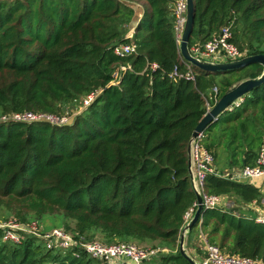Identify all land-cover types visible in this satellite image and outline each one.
<instances>
[{
	"label": "trees",
	"instance_id": "16d2710c",
	"mask_svg": "<svg viewBox=\"0 0 264 264\" xmlns=\"http://www.w3.org/2000/svg\"><path fill=\"white\" fill-rule=\"evenodd\" d=\"M135 1L145 2L138 23ZM176 2L0 0V119L71 117V108L81 109L64 125L0 120V217L15 215L26 224L35 218L39 225L56 217L66 231L89 241L170 250L151 264H190L178 248L185 214L197 200L190 140L208 105L235 83L259 77L263 67L212 73L192 66L195 81L171 78L175 67L187 70ZM194 5L190 49L231 26L242 52L264 55V0ZM123 44H134L135 51L116 55L114 48ZM201 145L217 170L254 166L264 145V84L210 124ZM204 190L233 198L235 208L263 198L252 183L218 175L207 176ZM200 221L187 235L188 246L201 229L223 253L264 263V225L232 208L205 210ZM2 236L0 264H108L47 249L34 235L19 244Z\"/></svg>",
	"mask_w": 264,
	"mask_h": 264
},
{
	"label": "built area",
	"instance_id": "2783aa9c",
	"mask_svg": "<svg viewBox=\"0 0 264 264\" xmlns=\"http://www.w3.org/2000/svg\"><path fill=\"white\" fill-rule=\"evenodd\" d=\"M186 14V0H177L175 5V17L179 43L185 28ZM133 35L134 30H130L127 37L132 38ZM135 48L136 46L134 44L118 45L114 48V53L120 57H126L131 55L135 51ZM190 51L193 56L201 60L215 63L238 61L247 56L245 52H242L238 46L233 43L231 26L223 27L219 33L212 37V39L204 44L194 45ZM191 67L190 64H187V70L185 72H179L178 68L175 67L170 74V77L195 81L196 75ZM153 68H157V65L154 64ZM123 70L126 71L127 68L124 67ZM215 91L217 90L215 89ZM92 99L93 96H90L85 100L84 105H89ZM242 101L243 98L235 102L229 107L228 111H232L239 107ZM212 107L213 106L208 105V111ZM11 119L19 122L47 121L53 125H64L68 123L65 117L33 113L15 114L11 118L3 117L0 120L7 121ZM202 139L203 134H200L196 139L192 137L189 144V162L191 163L189 167L191 170L190 176L193 188L195 192L202 197L204 210H226L228 206L223 202L221 196L210 195L205 192L204 186L207 176L218 175L232 181L245 183H249L256 179H264V145L260 149L258 159L254 166H246L241 169H236L231 173L227 172L222 174L214 167L215 160L213 155L202 147ZM197 208L198 202L196 200L193 206L185 214V223L181 235L187 233V226L193 219ZM254 220L257 224L264 225V213L256 216ZM0 232L3 235V242L19 244L25 235H34L44 241L47 249L71 250L73 256L76 258L85 254L88 257L108 264H151L161 253L170 252V250L166 248L161 249L139 246L131 242L107 244L98 240L89 241L78 233H72L62 229L52 232L39 231L36 226L24 224L15 219H11V221L9 220L8 222L0 220ZM201 237H203L202 250L205 255L198 264H264L263 262L252 258L225 254L217 245L210 244L206 237Z\"/></svg>",
	"mask_w": 264,
	"mask_h": 264
},
{
	"label": "water",
	"instance_id": "95a60500",
	"mask_svg": "<svg viewBox=\"0 0 264 264\" xmlns=\"http://www.w3.org/2000/svg\"><path fill=\"white\" fill-rule=\"evenodd\" d=\"M187 2V14L185 28L180 41V54L185 63L198 68L205 72L212 73H226L234 72L247 68L253 64H258L263 67L262 74L257 78H247L235 83L229 90L215 103V105L207 112L202 121L196 127L193 138L196 139L200 134H203L208 126L214 123L217 118L228 111L229 107L235 102L242 99L247 94L251 93L257 87L264 84V55H252L238 61L215 63L210 61L201 60L192 55L189 48V41L194 27L195 20V5L194 0H186ZM191 163L189 162V166ZM191 174V170L189 167ZM198 208L195 212L193 219L187 226V233L189 234L196 225L199 224L202 213L205 211L203 207L202 197L196 193ZM187 233H183L180 237L179 250L180 253L189 261L190 264H198L193 258H191L187 252L185 242ZM187 234V235H186Z\"/></svg>",
	"mask_w": 264,
	"mask_h": 264
},
{
	"label": "crops",
	"instance_id": "0c3cea01",
	"mask_svg": "<svg viewBox=\"0 0 264 264\" xmlns=\"http://www.w3.org/2000/svg\"><path fill=\"white\" fill-rule=\"evenodd\" d=\"M137 13H136V21L137 23L141 20L143 17V14L145 12L144 5L145 2H132ZM133 29V28H132ZM130 29V30H132ZM237 168L233 169H225V170H217L220 173H231L232 171L236 170ZM253 185L257 186L260 190L261 193L263 194V198L259 203L253 202L250 204H241L238 206V208H235V200L230 197L222 196L223 202L228 206L227 209L232 208V211L237 212L238 216H244L247 218H252L254 219L256 216L259 214L264 213V179H256L251 181ZM201 224V221L199 222L198 225ZM206 237V235L202 232L201 229H199L198 233L194 234L193 239L190 242V245L188 246V242L186 239L185 246L187 248V252L191 258H193L197 263L200 262L204 258V252L202 250L203 247V237ZM180 244V241H179ZM179 248V247H178ZM199 249V250H198Z\"/></svg>",
	"mask_w": 264,
	"mask_h": 264
},
{
	"label": "rangeland",
	"instance_id": "374dc122",
	"mask_svg": "<svg viewBox=\"0 0 264 264\" xmlns=\"http://www.w3.org/2000/svg\"><path fill=\"white\" fill-rule=\"evenodd\" d=\"M9 79V78H8ZM3 82V80L1 81V83ZM81 109L79 108V111H80ZM79 111H77V108H74V109H70V111H69V113H71V114H73L71 117H67V116H64L65 117V119H67V122H70L71 120H72V118H73V116L75 115V114H78L79 113ZM222 197V196H221ZM11 219H15V220H17V221H19V222H21V220L18 218V217H16L15 215H12V216H10V217H8V220H5L4 218H2V217H0V220H2L3 222H5V221H11ZM31 219H33L32 220V222H30V221H28V222H30L29 224H31V226H36L37 228H38V230L40 231V230H42V231H44V232H52V231H55V230H60V229H62V230H65L62 226V224H61V220H58V218H56V217H46L44 220H40L39 222H40V225L35 221V218H31ZM35 221V222H34ZM69 222V224H71V227H73L74 225V223H72V222H70V221H68ZM22 223V222H21ZM24 224H26V223H24ZM66 231V230H65ZM71 232V231H70ZM99 238V237H98ZM187 239V238H186ZM98 241H101L100 240V238L99 239H97ZM134 243V242H133ZM136 244V243H135ZM145 247H151V245H144ZM159 248V247H158ZM161 249H163V248H161ZM167 249V248H166ZM187 249V248H186Z\"/></svg>",
	"mask_w": 264,
	"mask_h": 264
}]
</instances>
